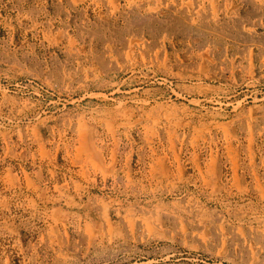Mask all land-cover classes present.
<instances>
[{"label":"rangeland","instance_id":"obj_1","mask_svg":"<svg viewBox=\"0 0 264 264\" xmlns=\"http://www.w3.org/2000/svg\"><path fill=\"white\" fill-rule=\"evenodd\" d=\"M0 264H264V0H0Z\"/></svg>","mask_w":264,"mask_h":264}]
</instances>
